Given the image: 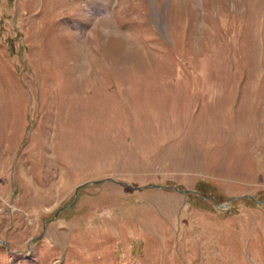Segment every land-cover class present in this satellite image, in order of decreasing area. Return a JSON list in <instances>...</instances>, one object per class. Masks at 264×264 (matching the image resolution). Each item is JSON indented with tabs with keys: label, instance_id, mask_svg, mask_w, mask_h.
I'll return each mask as SVG.
<instances>
[{
	"label": "rangeland",
	"instance_id": "rangeland-1",
	"mask_svg": "<svg viewBox=\"0 0 264 264\" xmlns=\"http://www.w3.org/2000/svg\"><path fill=\"white\" fill-rule=\"evenodd\" d=\"M0 264H264V0H0Z\"/></svg>",
	"mask_w": 264,
	"mask_h": 264
},
{
	"label": "water",
	"instance_id": "water-1",
	"mask_svg": "<svg viewBox=\"0 0 264 264\" xmlns=\"http://www.w3.org/2000/svg\"><path fill=\"white\" fill-rule=\"evenodd\" d=\"M129 188H130V187H129ZM76 193H77V192H76ZM61 210H62V209H61ZM57 214H58V213L55 214L54 218H56Z\"/></svg>",
	"mask_w": 264,
	"mask_h": 264
}]
</instances>
